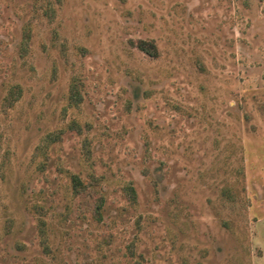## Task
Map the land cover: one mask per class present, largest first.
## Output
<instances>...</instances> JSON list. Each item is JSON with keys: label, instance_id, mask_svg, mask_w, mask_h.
<instances>
[{"label": "rangeland", "instance_id": "rangeland-1", "mask_svg": "<svg viewBox=\"0 0 264 264\" xmlns=\"http://www.w3.org/2000/svg\"><path fill=\"white\" fill-rule=\"evenodd\" d=\"M0 264H264V0H0Z\"/></svg>", "mask_w": 264, "mask_h": 264}, {"label": "trees", "instance_id": "trees-1", "mask_svg": "<svg viewBox=\"0 0 264 264\" xmlns=\"http://www.w3.org/2000/svg\"><path fill=\"white\" fill-rule=\"evenodd\" d=\"M30 36V32L27 31L25 32L24 35V42L28 40ZM137 46L140 50L144 51L145 53L149 54L150 56H156L158 54V48L156 43L153 40H146V39H140L137 42ZM22 89L19 85H16L11 89L9 94L6 96L5 99V104L8 106H11L21 95ZM70 100L73 104L79 105L81 100H82V95L81 92L79 91L78 85L76 83H73L71 86V94H70ZM77 128L79 127L78 123H74ZM73 181V191L75 195L79 196L80 199H83L82 204L84 206H89L90 201H92L93 196H96L95 198V207H94V213L96 214L95 216L99 218L101 214V208H102V201H103V196H98V192L94 193L93 190L90 189V187L83 182L81 177L77 174H73L71 177ZM127 196L130 197V199L133 201L136 199V190L135 187L130 184L126 186L125 188ZM87 204V205H85ZM42 224H45V221H42Z\"/></svg>", "mask_w": 264, "mask_h": 264}]
</instances>
